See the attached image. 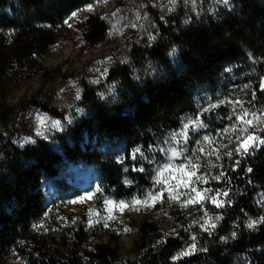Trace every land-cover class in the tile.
Instances as JSON below:
<instances>
[{
    "label": "trees",
    "instance_id": "obj_1",
    "mask_svg": "<svg viewBox=\"0 0 264 264\" xmlns=\"http://www.w3.org/2000/svg\"><path fill=\"white\" fill-rule=\"evenodd\" d=\"M82 5L0 0V264L15 255L22 264H264V222L248 227L264 216V145L235 151L242 110L247 119L255 114L249 130L264 136V0H181L168 13L150 8L151 35L129 37L103 81L81 80L78 105L87 115L48 140L22 145L29 108L60 120L66 112L35 98L15 104L10 95L47 73L49 49ZM82 35L94 46L108 28L93 14ZM189 119L207 127L189 124L185 141ZM175 143L181 154L173 163H198L205 179L194 187L223 205L209 198L183 204L187 188L177 191L179 201L165 191L153 206L108 219L106 199L131 201L159 189L152 177L168 163L160 149ZM137 147L143 156L132 160ZM73 165L97 173L90 201L72 202L79 195L70 183ZM181 251L189 254L173 260Z\"/></svg>",
    "mask_w": 264,
    "mask_h": 264
},
{
    "label": "rangeland",
    "instance_id": "obj_2",
    "mask_svg": "<svg viewBox=\"0 0 264 264\" xmlns=\"http://www.w3.org/2000/svg\"><path fill=\"white\" fill-rule=\"evenodd\" d=\"M180 1L176 0L173 4L170 0H101L99 3L96 0H81L83 5L66 17L65 21L67 23L60 29L58 42L49 49L48 56L44 61L47 73L43 77L33 76L28 81L22 82L10 95L12 103L19 104L23 103L24 100L35 98L42 103L56 107L58 110L65 111L66 116L64 120H60L37 108H29L25 113V121H27V127L30 129V135L23 137L20 144H31L36 139L48 140L55 133H61L66 125L73 124L76 118L85 117L87 115L86 110L78 105L81 98L79 86L81 80L95 84L103 81L106 74L102 75V73L105 72V69L108 72L110 64L121 55L120 50L129 37L151 35L153 26L151 17H149L150 8L158 7L168 13L170 8ZM88 3H93L94 9L92 11L85 9L84 6ZM78 9L81 11H77ZM73 12H77L76 17H72ZM93 14L106 24L108 36L103 41L90 46L85 41L84 35H82V25L85 18ZM78 94L79 98L77 99ZM37 113L46 114L47 126L38 125ZM52 121H58L59 124L53 125ZM38 126L43 133L42 135H37L36 129ZM183 131L188 134L190 129L187 128ZM29 137H31V141L26 139ZM180 144L165 145L160 149L161 155L167 157L168 163L172 165L174 170L178 169L179 165L173 163L177 156L172 155V150H177ZM188 171H191V169L186 168L183 173ZM69 173L71 186L78 190L77 193L79 194L72 202L84 203L90 201L92 198L85 197L83 200H79L78 197L84 196L85 192L92 193L95 190V182L98 180L97 173L89 167H83L82 169L79 165L71 166ZM173 177H176V179H173ZM164 178H168V184L165 187L178 185L180 179L195 181L194 176H182L180 170L165 171L161 176V180ZM196 183L197 181L192 186H195ZM179 189L187 188L180 185L176 191ZM46 196L50 198L51 192L48 194L46 192ZM216 198L220 200L218 197ZM108 208H111V206L105 205L106 212L109 214ZM115 211L118 212V215L123 212L118 208H113L111 214L114 215ZM241 262V264H249L245 260ZM7 264L22 263L15 255L9 259Z\"/></svg>",
    "mask_w": 264,
    "mask_h": 264
},
{
    "label": "snow or ice",
    "instance_id": "obj_3",
    "mask_svg": "<svg viewBox=\"0 0 264 264\" xmlns=\"http://www.w3.org/2000/svg\"><path fill=\"white\" fill-rule=\"evenodd\" d=\"M97 3L101 2V0H96ZM171 3H175L176 0H170ZM187 2V0H186ZM220 2H222L225 5L229 4V0H220ZM192 3H195V0H192ZM85 9L88 11H92L94 9V5L93 3H88L85 6ZM77 11H81L80 9H78ZM72 17H76L77 12H73ZM65 23H67V21H65ZM175 52V48H173L172 52L169 53V55H173ZM107 73V69H105V72L102 73V75ZM94 82H98V81H94ZM261 87H264V84L261 85ZM79 92V90H78ZM101 96H103V94H100ZM79 98V94L77 95V99ZM219 103H224L223 100L219 101ZM217 105H210L209 108H214ZM79 111V109H78ZM205 111H207V109H205ZM248 112L246 110H242V114L240 116L237 117V119L239 121L242 122L243 125H245L244 127H240L237 130L236 133V147H235V151L237 153H239L240 155H245L247 153H249L250 151L254 150L255 148H259L262 145H264V136H260V135H256L255 134V128L253 127V130L250 131L248 126H253V119H255V114H253V119H247L248 117ZM46 114H40L37 113L36 114V118L38 121V125H44L47 126V121L45 119ZM53 125H58L59 122L58 121H52ZM189 124L193 125V126H199V127H207V125H204L199 119L196 120H192L189 119L188 124H184L183 125V129H187L189 127ZM233 129H236L237 126L233 125L232 126ZM37 135H42L43 133L40 131V127L38 126L36 129ZM182 137L184 138L185 141H187V133L186 131H182L181 133ZM173 139H176L177 134L176 133H172ZM27 140L31 141V137L26 138ZM204 140L208 141L209 137L205 136L203 138ZM210 142V141H209ZM197 143H200L199 141H197ZM199 151L203 152L204 149L201 148ZM137 154H139L140 156H143V153L141 151V149L139 147L133 149L131 155V159L132 160H136L137 158ZM181 152L177 151L175 149L172 150V155L173 156H177L180 155ZM214 154V153H213ZM228 155H231L232 152H228ZM217 159H219V157H217ZM196 160H199V157H196ZM191 169V171H188L187 173H183L184 169ZM199 168V164L198 163H194L192 159L190 158H186V163L185 164H181L178 166V169L175 170H180L182 173V176L186 175L187 177H195V181H203L205 179V177L203 176V174L197 175L196 174V170ZM137 169L135 168V166H133V171H136ZM172 167V165L170 163L162 165L160 167H158L155 170V175L152 177L154 183L152 185V188H157V186L159 185V189L157 191H152V189H149L142 197L141 196H133L131 201H125V200H121L119 202H115L112 201L111 199H106L105 200V205L106 206H111V208H108V219H115V217L111 214L112 209L113 208H118L120 211H123L125 208H132V207H136V210H139L140 207H149V206H153L155 205L158 201H162L163 200V193L165 191H167L168 193V197L169 199H175L177 201H179L180 199V194L176 191V189L182 185L185 188H189L190 191L189 193H187L186 195L188 196V199H185L183 201V204H188V203H194V202H199L200 200H203L205 198H209L211 199V202L213 204H215L217 207H220L223 205L224 201L222 200H218L216 199V197H206V194L208 191V189H203V190H199L196 187L192 186L195 181H192L191 179H180L179 180V184L174 186V187H167L165 188L164 185L168 184V178H164L163 180H161V176L165 171H175ZM139 171H144V168L141 167L139 169ZM247 171L251 172L252 169L249 168L247 169ZM214 179H219V177H213ZM173 179H176V177H173ZM125 183H130V181H125ZM99 190V189H98ZM203 193V194H202ZM194 194V195H193ZM94 193L91 192H85L84 196L82 197H78L79 200H83L85 197L91 199L93 197ZM217 195H220V193L218 192ZM223 195L227 196V192H224ZM229 203H231V201H229ZM216 220H219L220 217L217 216L215 217ZM260 222H264V216L259 217L257 220H250L248 223V227L252 228L254 227L257 223ZM89 224H92L93 221L91 219H89L88 221ZM105 227H108V223L107 221L104 224ZM203 227V225H202ZM211 227H215L214 224L211 225ZM124 231H130V229H128L127 227H125L123 229ZM207 231L210 232V229H206ZM233 236L235 235V233L232 234ZM222 240L226 239L225 237H221ZM159 243V241H158ZM190 249L195 250V244H192L189 246ZM204 251H206V249H203ZM189 253L181 251L180 253H177L176 256H173L172 259L175 260L177 259L179 256H183V255H188Z\"/></svg>",
    "mask_w": 264,
    "mask_h": 264
},
{
    "label": "water",
    "instance_id": "obj_4",
    "mask_svg": "<svg viewBox=\"0 0 264 264\" xmlns=\"http://www.w3.org/2000/svg\"><path fill=\"white\" fill-rule=\"evenodd\" d=\"M46 191H49V189H46ZM50 191H51V190H50ZM48 193H49V192H48ZM48 193H47V194H48Z\"/></svg>",
    "mask_w": 264,
    "mask_h": 264
},
{
    "label": "bare ground",
    "instance_id": "obj_5",
    "mask_svg": "<svg viewBox=\"0 0 264 264\" xmlns=\"http://www.w3.org/2000/svg\"><path fill=\"white\" fill-rule=\"evenodd\" d=\"M49 191H47V193H48Z\"/></svg>",
    "mask_w": 264,
    "mask_h": 264
}]
</instances>
